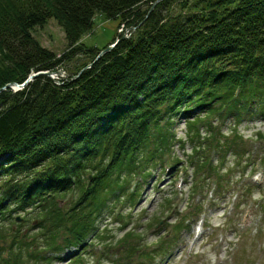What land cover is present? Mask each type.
Masks as SVG:
<instances>
[{
  "label": "trees",
  "instance_id": "trees-1",
  "mask_svg": "<svg viewBox=\"0 0 264 264\" xmlns=\"http://www.w3.org/2000/svg\"><path fill=\"white\" fill-rule=\"evenodd\" d=\"M145 2L0 0V90L83 58L62 85L39 75L0 92V217L35 211L49 233L42 250L57 251L59 241L83 248L110 202L132 200L131 177L171 150L177 117L193 148V192L211 176L226 188L224 159L239 157L243 141L238 125L247 115L264 120V0H160L151 11ZM96 15L132 18L135 31L95 61L99 49L81 39ZM52 19L66 41L59 58L32 35ZM230 117L227 132L212 125ZM198 124L205 138L194 135ZM257 137L264 142L263 132ZM199 140L220 156L210 160ZM69 194L76 199L61 210Z\"/></svg>",
  "mask_w": 264,
  "mask_h": 264
},
{
  "label": "rangeland",
  "instance_id": "rangeland-1",
  "mask_svg": "<svg viewBox=\"0 0 264 264\" xmlns=\"http://www.w3.org/2000/svg\"><path fill=\"white\" fill-rule=\"evenodd\" d=\"M147 1L141 9H152L160 0ZM129 21L132 18L107 20L96 15L93 29L83 37L82 43L87 48L104 50L114 42V38H129L134 33L132 29L135 25L130 26L132 22ZM32 35L39 44L55 53L57 58L66 50L64 33L53 19L35 28ZM76 59L78 57L73 58L70 65L66 63L59 67L63 76L57 78L53 75V80L60 85L73 80L74 77L70 76L72 68L83 61V58H79L78 62ZM212 125L221 126V131L227 132L233 122L230 117L223 122L215 120ZM237 130L243 136V141L249 142L252 155L260 157V142L253 138L257 132L264 133V120L252 119L247 115ZM168 131L173 135L168 160L151 162L141 177H131L128 185L137 188L135 198L129 202H125L127 200L124 198L120 200L123 202L121 204L110 202L107 205V210L94 224L96 231L94 232V228L92 234L87 236L85 246H91L82 255L80 264H264V170L258 169L253 175L252 180H258L261 190H258L260 193H253L247 204L244 203L245 198L235 201L233 195V190L240 189L237 183L241 182L239 177L243 173H239L244 170L245 143H238L239 157L235 158L230 154L224 159V169L228 173L223 194L218 193L214 198V188L209 187L200 195L206 210L200 219L203 220L205 216L207 229L204 231L198 223L196 227L186 230L177 224L182 222L181 216L192 217L194 211L189 209L192 205L189 208L187 206L191 182L183 186V178L188 171H181V166L186 163L188 155H193V148L187 140V127L182 119L177 117ZM206 136L203 128L199 137ZM218 156L219 153L216 158ZM176 162L177 165L172 168L171 165ZM176 188L180 190L178 195L174 194ZM74 197L75 194H69L60 201L61 210L72 204L76 199ZM169 198L171 203L163 205ZM240 202L243 204L239 206ZM120 209H123L122 214L125 216L118 219L116 216ZM13 218L18 219L14 221ZM126 220L129 224L124 228L123 222ZM42 227L44 228L40 226L35 211H29V214H12L7 220L0 218V264L4 260L10 264H45L37 259L44 257L49 250H42L46 240L43 235H49ZM172 235H175L174 240H170ZM62 246L59 241L58 250L63 249L59 257L65 262H52L53 264H70L73 256L77 255L71 248ZM13 255H17L18 260H14ZM115 259L118 261L114 262Z\"/></svg>",
  "mask_w": 264,
  "mask_h": 264
},
{
  "label": "water",
  "instance_id": "water-1",
  "mask_svg": "<svg viewBox=\"0 0 264 264\" xmlns=\"http://www.w3.org/2000/svg\"><path fill=\"white\" fill-rule=\"evenodd\" d=\"M152 10V9H151ZM150 10V11H151ZM133 31V29H132ZM125 37H122L121 39H124ZM119 40H116L112 45H109L106 47V49H104L103 51H101L99 53V55L97 56V58H99L100 56H102L103 54H106L108 53L110 50L113 49V47L117 44ZM89 67V66H88ZM39 75H44L50 79H53V75L57 76L58 78L62 77L63 74L62 72H60V70H57L56 72L52 73V72H39V73H34V74H31L28 79L22 84V85H17V84H12V85H7L5 88H8V87H14V88H17V89H20V88H23L28 82H30L32 79H34L35 77L39 76ZM5 88L1 89L0 91L4 90Z\"/></svg>",
  "mask_w": 264,
  "mask_h": 264
},
{
  "label": "bare ground",
  "instance_id": "bare-ground-1",
  "mask_svg": "<svg viewBox=\"0 0 264 264\" xmlns=\"http://www.w3.org/2000/svg\"><path fill=\"white\" fill-rule=\"evenodd\" d=\"M60 78V77H59Z\"/></svg>",
  "mask_w": 264,
  "mask_h": 264
}]
</instances>
